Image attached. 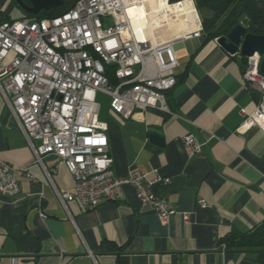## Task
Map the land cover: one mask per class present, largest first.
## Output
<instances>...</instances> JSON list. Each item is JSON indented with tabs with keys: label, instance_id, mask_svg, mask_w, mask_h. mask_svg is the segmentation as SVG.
Returning a JSON list of instances; mask_svg holds the SVG:
<instances>
[{
	"label": "crops",
	"instance_id": "0c3cea01",
	"mask_svg": "<svg viewBox=\"0 0 264 264\" xmlns=\"http://www.w3.org/2000/svg\"><path fill=\"white\" fill-rule=\"evenodd\" d=\"M10 1L0 0L2 14ZM193 30L173 42L178 66L177 83L165 93L169 112L149 108L124 119L107 103L98 114L116 176L140 171L149 180L170 179L151 187L174 210L166 224L128 185L117 202L63 208L55 191H72L70 173L49 155L43 166L54 173L46 176L0 93V159L38 180L18 173V195H0V264H255L253 252L222 250L219 241L264 221V132L236 131L240 110H254L258 96L242 81L243 57L227 54L216 39L192 38ZM188 135L198 154L184 146Z\"/></svg>",
	"mask_w": 264,
	"mask_h": 264
},
{
	"label": "built area",
	"instance_id": "2783aa9c",
	"mask_svg": "<svg viewBox=\"0 0 264 264\" xmlns=\"http://www.w3.org/2000/svg\"><path fill=\"white\" fill-rule=\"evenodd\" d=\"M148 1L76 0L69 10L52 18L0 20L1 96L46 176L54 173L43 166L49 155L70 173L72 191H55L63 208L75 202L83 210H92L103 202H117L128 185L162 223L174 214L167 201L151 191L153 185L169 184V178L149 180L140 171L122 177L114 174L106 127L98 120V93L108 96L110 111L124 119L149 108L169 112L165 93L177 83L176 38H154L149 30L139 38L126 13L129 7ZM165 1L169 6L183 3L192 8L195 22L189 35L201 39L194 0ZM161 11L154 13L156 17ZM259 64L257 54L244 58L242 81L259 99L251 112L240 110L242 121L236 131L241 134L253 128L264 132V74ZM107 67L112 82L106 76ZM182 142L192 154L200 152L192 135ZM18 173L38 182L25 168L11 167L0 159V195H18ZM197 204L203 207L204 201L198 199ZM39 216L46 217L42 212ZM220 247L225 249L224 244Z\"/></svg>",
	"mask_w": 264,
	"mask_h": 264
},
{
	"label": "trees",
	"instance_id": "16d2710c",
	"mask_svg": "<svg viewBox=\"0 0 264 264\" xmlns=\"http://www.w3.org/2000/svg\"><path fill=\"white\" fill-rule=\"evenodd\" d=\"M75 1L65 0L63 6L50 11H41L33 16L23 11L11 0L22 13L20 19L52 18L69 10ZM178 1L181 0H169V3ZM194 2L197 11L206 13L201 17L204 41L225 36L237 24L242 25L247 34L264 37V0H194ZM0 20L14 21L4 18L1 12ZM106 70V76L112 82L108 67ZM221 244H224L226 251H251L256 256L255 264H264V221L245 233L229 231L220 239L219 245Z\"/></svg>",
	"mask_w": 264,
	"mask_h": 264
},
{
	"label": "bare ground",
	"instance_id": "6f19581e",
	"mask_svg": "<svg viewBox=\"0 0 264 264\" xmlns=\"http://www.w3.org/2000/svg\"><path fill=\"white\" fill-rule=\"evenodd\" d=\"M162 9V15L156 17L154 13H158ZM126 13L130 27L140 36L139 38H142L144 30H149L154 38H161L166 34L175 39L180 35L174 33L176 29L183 25L192 26L195 22V16L190 6L183 3L169 6L166 5L165 0H149L143 5L129 7ZM189 28L193 29V26Z\"/></svg>",
	"mask_w": 264,
	"mask_h": 264
},
{
	"label": "water",
	"instance_id": "95a60500",
	"mask_svg": "<svg viewBox=\"0 0 264 264\" xmlns=\"http://www.w3.org/2000/svg\"><path fill=\"white\" fill-rule=\"evenodd\" d=\"M23 11L37 15L41 11H50L65 4V0H13ZM216 43L227 54L248 58L257 54L260 58L259 71L264 74V37L247 34L245 28L237 24L225 35L216 38ZM150 140L163 145V140L157 135H151Z\"/></svg>",
	"mask_w": 264,
	"mask_h": 264
},
{
	"label": "rangeland",
	"instance_id": "374dc122",
	"mask_svg": "<svg viewBox=\"0 0 264 264\" xmlns=\"http://www.w3.org/2000/svg\"><path fill=\"white\" fill-rule=\"evenodd\" d=\"M10 1V0H9ZM179 2V1H178ZM11 4L7 5L6 8L8 7V10H4L2 16L6 19H11V20H18L20 19L22 13L20 11V9L16 6V4L12 3L10 1ZM5 8V9H6ZM206 13L205 11L200 13L199 11H197V15L199 17V19L201 20V17L204 16ZM187 29V30H186ZM190 30V28L188 26H185L183 25L181 28L179 29H176L174 33H178L180 34L179 36H181L182 34L184 35L185 31H188ZM163 35V34H162ZM165 40L166 39H173L174 37L170 38L168 37V35L164 34L162 36ZM242 61L244 62V58H242ZM96 100L97 102L101 105V106H104L106 105L108 102H109V98L108 96L104 95V94H101V93H98L97 96H96Z\"/></svg>",
	"mask_w": 264,
	"mask_h": 264
}]
</instances>
